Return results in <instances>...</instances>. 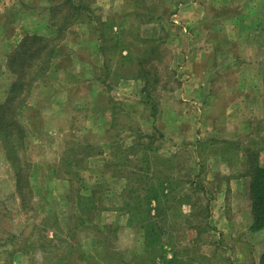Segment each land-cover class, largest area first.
Listing matches in <instances>:
<instances>
[{"label": "rangeland", "instance_id": "obj_1", "mask_svg": "<svg viewBox=\"0 0 264 264\" xmlns=\"http://www.w3.org/2000/svg\"><path fill=\"white\" fill-rule=\"evenodd\" d=\"M6 1L9 0H0V27L9 25L14 28L17 22H15L14 14H6L9 10L8 6L5 7ZM26 1L42 7L41 0ZM253 2V0L245 1L246 12L250 11L247 5ZM233 3H238V0H234ZM4 13L6 18L2 17ZM96 26L93 24L88 26L92 34ZM228 29L232 30L230 24ZM8 30L5 31L4 38L12 33L14 35L15 31ZM138 30L139 26L133 25L124 32H128L127 38L134 39L138 37ZM76 31L77 35L73 37L82 35L70 39L74 42H66L69 49H66L68 52L61 59L62 62L60 63L59 57L54 60L50 74L36 85L29 100L30 104L20 112L21 119L32 137L26 156L30 161L31 170L33 165L35 166L33 179L37 199L32 201L31 210H24L13 195L10 179L14 176L3 153L0 152V216L2 215L0 218V264H103L99 260L105 254V247L100 241L98 242L100 236L95 230L90 228L80 234L66 232L78 230L77 221L74 217H68V204L63 199L68 191V183L60 180V177L57 179L53 172L63 162L62 158L67 156L66 152L71 148L77 151L76 154L69 152V159L72 160L71 169L79 174L80 193L89 195L92 190L97 189L99 190L97 197H102L100 208L94 211L95 222L108 224L116 218L124 222L122 214L117 216L107 211L109 206L118 202L116 193L122 184V179L116 178L122 177L118 174V169L109 164L114 160L110 157L113 150L105 147L108 143L105 144V141L109 140L107 132L109 127H112L114 134L128 130L121 131L123 126L153 131V125L159 121L167 134L159 143L163 147L160 152L167 156L174 150V145H188L189 148L192 147L190 148L192 151L197 139L208 136L206 131L211 130L210 127L213 126L212 122H208L211 126L200 125L197 121L194 123L196 110L177 97V91L182 83V70L186 64L179 61L177 47L172 44V41H160L151 45H148L150 42H144L143 46L138 44L136 47L132 44L129 49L132 50L134 57L130 63L119 56H110L112 53L109 52V56L105 58L110 66V73H108L107 70H103V59L97 56V42L92 36V39L83 37V30ZM114 31L122 30L114 28ZM3 39H0V44L4 42ZM112 45V43L109 44V47ZM250 47L242 44L239 50L245 53L246 49L251 51ZM147 48L150 52L147 58L150 72L148 82L149 86L153 87L149 90L150 98L157 100L152 111L150 105L142 100V87L135 83L138 79L140 62L146 60V58L141 60V52L138 50ZM1 60L2 56L0 62ZM154 68L157 72L153 71ZM124 75L127 78H124ZM226 75L233 80L232 72L228 71ZM156 77L158 82L155 84ZM142 83L144 84L143 81ZM114 112L127 114V116L130 114L132 118L111 121ZM152 113L153 115L157 113V116L154 117ZM192 114L193 120L189 122L188 117ZM196 116L198 117V113ZM195 125L197 126L194 127ZM255 127H260L259 131L264 134L263 121L256 122ZM122 138L123 143L128 145L134 137L126 134ZM76 140L95 142L98 146L87 148L77 145L76 147L72 145ZM211 142L212 151L207 152L205 158L208 166L207 176L212 181L218 175L213 167L219 161L216 150L219 149L220 143L213 138ZM258 143L264 145V136L259 138ZM206 146L208 144H201V151L207 148ZM237 148V143L229 144V154ZM191 151L181 149L180 163L182 165L188 166L190 163ZM248 184V177L230 179L228 198L221 206L224 215L217 214L213 217V221L224 230L221 234L224 245L218 249V257L224 264H230L236 256L240 257V263L237 262V264H257L259 253L264 250V231L255 235H246L249 232L245 231V237L244 235L237 239L232 237V232L242 230L248 224L249 212H251ZM210 188L217 198V185L212 184ZM215 210L220 211V209ZM55 213L59 216L57 221L50 217ZM56 222L60 223L62 228L58 229ZM33 227L37 228L35 232ZM15 230L19 231L18 234L13 233ZM187 238H191L190 234H187ZM183 240L188 242L185 237ZM242 241H246L248 250H251L250 254L247 250L243 251L247 254L245 257L240 251H236L235 254L233 251L234 245ZM136 242H141L140 234L124 229L119 231L114 246L121 251H125V248L138 251L139 244L137 245ZM81 250L87 255V262L78 259ZM92 258H96L99 262H93Z\"/></svg>", "mask_w": 264, "mask_h": 264}, {"label": "crops", "instance_id": "obj_2", "mask_svg": "<svg viewBox=\"0 0 264 264\" xmlns=\"http://www.w3.org/2000/svg\"><path fill=\"white\" fill-rule=\"evenodd\" d=\"M65 1L67 0H61V4ZM245 1L239 2L238 0V3L234 4V0H95L90 5V9L94 12L92 13L94 15L93 19L85 15L83 20L76 22L67 29L62 41L64 51L59 55L61 63V59L68 52L66 49H69L66 42H74V40L70 39L81 36L82 34L73 37L77 35L76 30L81 29L84 31L83 37L85 36L86 39L93 38L97 42V56L101 57L105 64V58L109 56L110 51L106 49V43L100 37L99 32L94 31L92 34V31L88 29L90 24L96 25L99 21L113 25V31L114 28L128 31L133 25H137L139 26L138 34L140 39L145 41H172V44L177 47L176 51L179 61L184 63V65L186 64V67L182 70V83L177 91V97L182 101H186V104L190 105L198 113L197 117V113L195 112L194 120L192 118L193 114L188 117L189 122L192 120L193 122L197 121L200 125L203 124V126L209 124L208 122H212L213 125L209 124L211 130L206 131V134L209 135L206 136L207 138L203 136V138L197 139L196 146H194L192 151L190 150L192 147L189 148L188 145H174V150L170 152V154H178V160H180L181 149L191 151L189 153L190 163H188V167L192 166L196 169L193 175L197 170L201 171L200 179L207 189L205 192H201L200 196L204 203L210 202L209 226L202 230L196 225L185 226L182 232L179 233L180 236L184 233V237L188 239V242L183 240L181 244L190 245L192 249L206 256V264H224L222 259L218 257V249L224 245L221 236L223 229L213 221V217L217 214L220 216L224 215L221 211V206L228 198L229 180L247 177V154L251 149L260 153V160L264 163V145L258 143L259 138L264 136V134L259 131L260 127H255L256 122H264V0H253V3L247 5L250 10L247 12ZM41 4L42 7H40L41 5L36 6L26 0H9L5 4V7L8 6L9 9L6 14H14L17 24L14 28L9 25L0 27V39L4 38L3 36L6 35L5 31L7 29H9V32L15 31L14 35L12 33L10 36H6L3 39L4 42L0 44V57L2 56V65L0 66V105L6 102L10 90L17 80L16 73L10 68L9 60L20 42L26 36L56 37L58 34V27L53 25L51 21L52 6L48 0H41ZM2 17L6 18L5 13ZM229 24L232 30L228 29ZM165 31L167 34L163 33ZM113 34L119 33L114 31ZM242 44L244 46H251V51L246 49V52L243 53L239 50ZM78 47L77 45V50ZM129 54V50L123 48L116 53H112L110 56L115 57ZM53 63L54 61H52L49 74L51 69H53ZM103 65L102 67H104ZM228 71L236 75V77L233 75V80H230L226 75ZM135 81L133 82L136 85L138 84L140 87H143L140 79H136ZM37 84L33 85L32 90L28 94L27 92L21 94L20 98L23 99V108H27L30 104L31 94ZM23 108L18 110L17 119L25 130L24 148L25 151H28L29 142H31L32 137L20 116ZM129 117L132 118L130 114L127 116V114L122 115L114 112L112 113L111 120L114 118V120L119 118L128 119ZM155 126L158 131L159 141L157 143L159 144L167 134L162 129L159 121ZM153 131L155 130L153 129ZM107 132L109 139H111V136L114 134L112 127H109V131ZM174 133H179V131H174ZM126 134L134 137L128 145L123 143L122 138ZM135 136V132L125 130L119 134L120 142L123 143L124 147H129L134 143ZM212 138L219 141L220 147L216 150L219 161L213 167L218 172V175L211 181V178L207 176L208 166L205 157L207 152L212 151ZM232 143H237L238 148L232 154H229V144ZM201 144H208V146L201 151ZM161 148L163 147L161 146ZM0 152L3 153L14 176L10 179L13 195L22 206L21 198L17 192L16 171L6 156L5 146L1 138ZM109 164L111 167L114 166V168L117 166L115 160H112ZM34 167L33 165L31 170L33 183ZM56 178L58 179V177ZM116 178L122 179L120 189L116 193L118 202L109 206L107 211L117 216L122 214L124 222L116 218V220H111L108 224L118 227L120 232L124 229H129L139 233L138 228L129 225V212L124 208L123 204V192L128 180L125 177ZM60 180L67 182L64 178ZM212 184L217 185V198H215L216 196H214L210 188ZM33 185L35 186V183ZM93 192L97 194L99 190L94 189L90 194ZM35 196L32 199L33 201L37 199ZM101 198L99 199L101 200ZM191 198L192 201L197 200L196 195ZM100 204L98 208H100ZM31 209L30 206L27 210ZM193 209V202L181 205V210L188 219L191 218ZM215 209H220V211ZM0 218H2V215ZM251 224L252 216L251 212H249L248 224L242 230L232 232L233 239H237L242 235L245 237V231L249 232L246 235H255L264 231L262 229L252 232L250 230ZM32 229L34 232L37 230L36 227ZM18 232V230H15L13 233L18 234ZM187 234H190L191 238H187ZM136 243L137 245L141 244V242ZM168 249L170 250V248ZM248 249V243L242 241L234 245L233 251L235 254L237 253L236 251L243 253L244 250H247L250 254L251 250ZM263 252L264 250L259 253L257 264H259L260 256ZM243 255L245 257L247 254L243 253ZM171 256L172 253L168 251V257ZM239 258L236 256L230 264H237ZM196 263L201 264L199 261Z\"/></svg>", "mask_w": 264, "mask_h": 264}, {"label": "trees", "instance_id": "obj_3", "mask_svg": "<svg viewBox=\"0 0 264 264\" xmlns=\"http://www.w3.org/2000/svg\"><path fill=\"white\" fill-rule=\"evenodd\" d=\"M94 1L67 0L61 4V0H48L52 6V8L50 7L52 24L59 29L57 36H26L10 57L9 65L11 70L16 73L17 80L12 86L6 102L0 105V138L4 143L6 156L16 171L17 192L24 209L33 207L32 199L35 196V191L31 165L26 158L24 148L26 134L17 119L18 110L23 108V99L20 96L26 92L28 94L34 84L47 77L52 61L64 51L62 41L67 29L83 20L85 15H90L89 17L93 19L92 13L94 12L90 9V5ZM96 25L94 31L99 32L108 51L116 53L123 48L129 50V55L119 56L124 58L127 63H130L134 57L132 50L129 49L132 44H135L136 47L138 44L143 46L144 42H150L148 45L160 42L159 40H142L139 34L134 39L127 38L128 32L123 30L117 32L119 34H113V25L106 22L99 21ZM111 43L113 45L109 47ZM138 51L141 52V60L146 58L140 62L141 66L137 74V78L144 82L141 90L142 100L150 105L152 111L157 100L154 101L150 98L149 90L153 88L149 86L148 82L150 72L147 58L150 52L148 48ZM107 61L106 59L103 70L110 73ZM153 71L157 72L155 68ZM124 78L127 76L124 75ZM157 82L158 78L156 77L154 83ZM155 115L153 116L155 117ZM114 119L111 121L122 120L121 118ZM153 128L155 131L146 132L140 127L129 126L126 128L123 126L121 131L128 129L136 134L134 143L129 147H124L120 142L118 135L121 132L113 134L111 139L105 141V144L108 142L106 147L113 150L111 158L117 162L118 174L128 180L123 192V204L129 212V225L139 229L141 244L137 248L138 251H134L135 249L119 250L114 246L118 238V227L95 222L94 211L98 209L101 200L97 198L95 192L89 195L80 193L79 174L71 169L72 160L69 159V152L77 153L73 148L65 151L67 156L62 158L63 162L53 172L56 177L64 178L68 182V191L63 199L68 204V217H74L77 221L78 230L66 232L80 234L90 228L95 230L100 236L98 242L100 241L105 247V254L99 260L103 264H197L198 261L201 264H206L207 257L192 249L190 245L181 244L184 233L179 235L185 226L196 225L201 230L209 226L210 202L204 203L200 196L201 192L207 190L200 179L201 171L197 170L193 175L196 169L192 166L182 165L178 160V154L172 153L166 156L161 153V145L157 143L159 141L158 131L155 125ZM96 144L81 140L75 141L72 145L95 148L98 146ZM247 155L248 199L252 216L250 230L257 232L264 229V163L260 160V153L254 149L248 151ZM194 195L197 200L192 201L191 197ZM191 202L194 203V209L191 218L188 219L182 212L181 205ZM50 217L53 220L55 218V221L59 219L57 213ZM56 225L58 229L62 228L60 223L56 222ZM66 242L68 241L66 240ZM179 244L180 246H178ZM168 251L172 253L171 257H168ZM86 256L81 250L78 259L87 262ZM92 260L95 263L99 262L96 258H92ZM259 264H264V252L260 256Z\"/></svg>", "mask_w": 264, "mask_h": 264}]
</instances>
